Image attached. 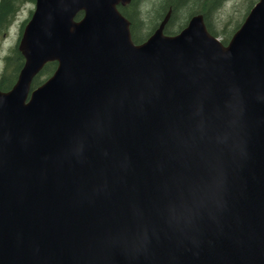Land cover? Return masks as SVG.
Instances as JSON below:
<instances>
[{"label":"water","instance_id":"water-1","mask_svg":"<svg viewBox=\"0 0 264 264\" xmlns=\"http://www.w3.org/2000/svg\"><path fill=\"white\" fill-rule=\"evenodd\" d=\"M129 1H34L0 90V264H264V0L227 44L201 14L164 33L170 9L135 43Z\"/></svg>","mask_w":264,"mask_h":264},{"label":"trees","instance_id":"trees-1","mask_svg":"<svg viewBox=\"0 0 264 264\" xmlns=\"http://www.w3.org/2000/svg\"><path fill=\"white\" fill-rule=\"evenodd\" d=\"M35 0H0V34L4 33L11 24L18 9L25 3H34ZM227 0H130L128 3L118 5L119 11L129 20L131 38L135 43L144 41L157 27L163 16L170 9V16L166 22L163 32L169 35L177 33L194 14H201L207 30L214 36L223 35L220 41L227 44L231 35L240 26L241 21H235L234 25L229 20L225 21L220 29L215 28L217 11ZM254 0H250L249 7ZM248 7V8H249ZM32 8L29 11V15ZM29 17V16H28ZM82 17L78 12L75 20ZM28 19V18H27ZM23 20L19 26L16 42L11 45L2 58V69L0 71V90L7 91L15 83L18 73L23 65L24 57L18 50V38L22 28L27 21ZM57 63L51 61L34 76L31 89L40 85L55 70Z\"/></svg>","mask_w":264,"mask_h":264},{"label":"rangeland","instance_id":"rangeland-1","mask_svg":"<svg viewBox=\"0 0 264 264\" xmlns=\"http://www.w3.org/2000/svg\"><path fill=\"white\" fill-rule=\"evenodd\" d=\"M256 1L257 0H254L253 4ZM249 5L250 0H227L226 2H224L222 7H220L217 11L216 22H214L215 28L220 29L223 23L227 20H229V22L231 23L228 26V29H230V27L234 25L235 21H241L242 23L248 10L252 6L251 5L249 7ZM31 8L33 11L34 3L30 2L23 4L16 12L13 21L7 27L6 31L0 34V71L2 69V58L7 52V49L16 42L20 23L30 17L31 14L29 15V11ZM218 38L222 39L223 35L221 34L220 36H218Z\"/></svg>","mask_w":264,"mask_h":264}]
</instances>
